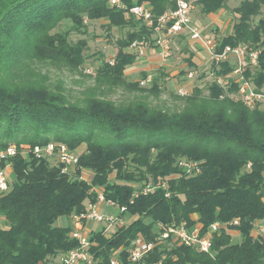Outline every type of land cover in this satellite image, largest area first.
I'll list each match as a JSON object with an SVG mask.
<instances>
[{
    "label": "trees",
    "instance_id": "obj_1",
    "mask_svg": "<svg viewBox=\"0 0 264 264\" xmlns=\"http://www.w3.org/2000/svg\"><path fill=\"white\" fill-rule=\"evenodd\" d=\"M118 1L112 6L110 0H0V150L12 144L55 143L71 151L85 146L75 169L67 172L54 158L8 159L9 190L0 196V264H46L77 248L73 229L58 227L56 221L86 214L98 203L95 188L105 202L124 208L118 219L127 216L129 221L109 235L105 228L90 232L95 264H109L118 250L122 264H264V237L251 234L255 222L264 221V111L227 97L214 82L207 95L194 87L187 96L177 97L179 107L173 110L151 106L149 98L160 96L159 82L166 75L160 70L148 89L128 82L124 72L137 55L125 50L134 42L154 47L157 20L174 11L175 4ZM226 1L194 0V5L209 16ZM144 3L151 9V27L129 13ZM263 5L264 0L240 2L233 9L232 32L217 40L218 53L239 45L258 52L256 66L244 73L257 91L264 90V21L254 19ZM85 20H105L108 29L131 30L117 42L113 65L106 61L95 71L108 89L133 94L128 102L93 94L71 102L61 90L24 73L32 61L80 68L84 44H70L67 33L52 31L62 21L77 30ZM193 57L189 53L186 60L192 69ZM212 69L219 76L232 71L227 63ZM237 88L232 84L228 92ZM181 164H195L197 171L187 174ZM82 171L91 173L90 181L81 178ZM133 172L139 180L132 181ZM147 187L151 189L144 194ZM214 223L227 226L213 234L210 254L157 240L170 226L198 224L204 234ZM233 232L239 242L232 241ZM138 236L154 248L131 263L127 250Z\"/></svg>",
    "mask_w": 264,
    "mask_h": 264
},
{
    "label": "rangeland",
    "instance_id": "obj_2",
    "mask_svg": "<svg viewBox=\"0 0 264 264\" xmlns=\"http://www.w3.org/2000/svg\"><path fill=\"white\" fill-rule=\"evenodd\" d=\"M242 1L244 0H227L224 8L209 16L202 15L199 7L195 5V10L192 13L193 20L200 26L203 36L214 37L215 40L222 39L232 32V25L236 21V15L233 13V9ZM259 20L264 21V5L261 7L260 15L254 19V23ZM129 31L131 30L128 28L118 29L113 27L108 29L105 20L86 22L82 28L80 27L77 30L71 26L69 21H62L58 23L52 33H67V39L70 44H84L82 51L83 63L81 67L73 69L49 61H32L25 66L24 73L42 85L49 86L53 90H61L71 102L80 100L87 94H93L96 97L115 103L128 102L133 98V94L121 88L108 89L106 82L97 80L95 71L103 62L112 60L118 51L117 42L125 39ZM151 38L154 44L157 35L153 34ZM262 39H264V35ZM140 43L144 44V42H134L125 50L127 53L138 54V57L133 65L126 68L124 73L126 80L134 83L141 80L143 73L152 77L158 76L159 71L163 70V74L166 77L159 82L160 88L163 90L158 98H149L151 106H159L169 110L179 107V102L176 98L181 96L177 90L190 94L191 90L197 87L202 90L203 95H207L209 90L208 86L213 81V69L211 60L201 47L191 43L186 38H176L171 44L170 57L166 61H163L156 48L152 47V44L145 43L144 46H139ZM140 49L142 50L141 55L138 53ZM189 53L194 54L192 63L195 68L193 69L186 64ZM189 74H191V77H188ZM150 85L143 88L148 89ZM84 150L85 146L81 145L73 150V152L78 156ZM136 174V172L130 174L133 177L132 181L139 180ZM8 176L10 177L11 175L8 173ZM91 177L92 175L89 171H83L82 178L84 180L90 181ZM131 185L135 186V184ZM99 191L100 188L94 189L95 193ZM96 209L104 219H116L120 212L118 206L110 205L107 202L97 203ZM127 219L128 217L124 216L123 219H119V222H114L110 226L105 221L96 222L85 220L82 223L83 233L89 235L90 232L100 231L103 228L106 231V227H108L106 234L109 235L118 226L128 224L129 221ZM1 221L0 218V224ZM56 226L69 228L70 230L74 227L73 220H70L66 216L59 218L56 221ZM251 233L253 237L256 236L255 233ZM231 238L233 242L240 241V236L237 233H231ZM61 260L62 257L58 256L53 259H48L46 264H61Z\"/></svg>",
    "mask_w": 264,
    "mask_h": 264
},
{
    "label": "built area",
    "instance_id": "obj_3",
    "mask_svg": "<svg viewBox=\"0 0 264 264\" xmlns=\"http://www.w3.org/2000/svg\"><path fill=\"white\" fill-rule=\"evenodd\" d=\"M175 4V9L172 12L165 13L157 20V25L154 27V34L157 35L155 39L154 47L156 48L160 58L166 61L171 54V44L174 39L186 38L191 43L197 44L206 53L211 60L212 66H215L216 70L220 69V65L227 63L232 67V71L228 74L214 75L213 81L218 87H220L227 97L233 98L241 102L245 107L249 109H260L264 111V90L257 91L251 81L245 79L244 73L248 68L255 67L257 64L258 52L249 51L244 45L237 47H225L220 53L217 52L218 42L214 37H208L202 35V30L198 23L194 22L192 13L195 10L194 0H171ZM110 5L118 6V0H110ZM129 13L135 18L143 21L148 27L153 25L151 9L147 3L139 6L132 7ZM145 44V43H144ZM140 43L139 46H144ZM139 55L142 54V50H139ZM138 57V54H136ZM233 61V62H232ZM113 59L108 60L109 65H113ZM191 74H189L188 77ZM153 77V76H152ZM152 77L147 75L146 78L141 79L138 83L140 87H146L152 82ZM232 84H237V91L233 94L229 93V89ZM181 97L187 96L189 93L181 92L177 90ZM21 155L27 157L31 155L35 159H52L62 167L63 172H67L75 169L78 162V156L71 150H69L63 144L48 143L42 146H29L21 144L9 145L4 150H0V163L6 162V165L0 166V196L9 190V176L11 173V165L8 159ZM181 167L187 174H192V170L197 171L195 164H181ZM249 167V165H248ZM83 173V171H82ZM82 178V175H81ZM84 179V178H82ZM151 188L147 187L143 190L144 194L150 191ZM105 202L101 193L98 192V203ZM113 205L111 202H107ZM120 212L124 211V208H119ZM1 218V217H0ZM73 220V232L71 238L77 241L78 246L74 250L62 255L61 264H95L90 254V243L88 241V234L83 233V222L86 221H105L108 226L119 222V219H104L96 209V205L89 206L88 212L81 216L72 217ZM121 223V221H120ZM232 225H237V221H234ZM227 225L221 223H214L210 228L201 234V226L195 225L193 227H186L185 225L179 227H167L162 234L157 238L159 242H167L169 244L183 245L191 248H195L200 252L210 254L211 240L213 234L219 232V230L226 228ZM106 227V232H107ZM253 233L255 238L264 237V221L255 222ZM236 233V232H233ZM252 234V233H251ZM154 248V244L146 242L142 236L136 237L130 244L127 250V257L129 262L138 263L145 255H147ZM120 250L113 253L109 260V264H122L118 258ZM161 264V263H155Z\"/></svg>",
    "mask_w": 264,
    "mask_h": 264
}]
</instances>
